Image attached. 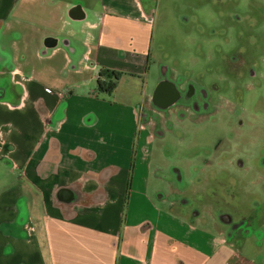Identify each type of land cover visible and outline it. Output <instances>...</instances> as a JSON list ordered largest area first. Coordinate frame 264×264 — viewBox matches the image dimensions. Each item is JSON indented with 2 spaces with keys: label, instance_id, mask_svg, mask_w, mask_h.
<instances>
[{
  "label": "crops",
  "instance_id": "crops-1",
  "mask_svg": "<svg viewBox=\"0 0 264 264\" xmlns=\"http://www.w3.org/2000/svg\"><path fill=\"white\" fill-rule=\"evenodd\" d=\"M160 1L0 0V264H264L153 173L182 85L96 89L101 68L146 75Z\"/></svg>",
  "mask_w": 264,
  "mask_h": 264
},
{
  "label": "rangeland",
  "instance_id": "rangeland-1",
  "mask_svg": "<svg viewBox=\"0 0 264 264\" xmlns=\"http://www.w3.org/2000/svg\"><path fill=\"white\" fill-rule=\"evenodd\" d=\"M158 16L146 75L116 83L144 100L160 77L187 93L152 117L153 173L188 217L263 247L264 0H161Z\"/></svg>",
  "mask_w": 264,
  "mask_h": 264
},
{
  "label": "trees",
  "instance_id": "trees-1",
  "mask_svg": "<svg viewBox=\"0 0 264 264\" xmlns=\"http://www.w3.org/2000/svg\"><path fill=\"white\" fill-rule=\"evenodd\" d=\"M120 72L108 68H101L97 74L95 86L97 91L110 93L114 90Z\"/></svg>",
  "mask_w": 264,
  "mask_h": 264
},
{
  "label": "built area",
  "instance_id": "built-area-1",
  "mask_svg": "<svg viewBox=\"0 0 264 264\" xmlns=\"http://www.w3.org/2000/svg\"><path fill=\"white\" fill-rule=\"evenodd\" d=\"M48 91H50V88H47Z\"/></svg>",
  "mask_w": 264,
  "mask_h": 264
},
{
  "label": "flooded vegetation",
  "instance_id": "flooded-vegetation-1",
  "mask_svg": "<svg viewBox=\"0 0 264 264\" xmlns=\"http://www.w3.org/2000/svg\"><path fill=\"white\" fill-rule=\"evenodd\" d=\"M195 107H196V105H195Z\"/></svg>",
  "mask_w": 264,
  "mask_h": 264
}]
</instances>
